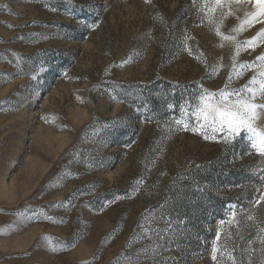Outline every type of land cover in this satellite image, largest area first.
<instances>
[{
    "label": "rangeland",
    "instance_id": "1",
    "mask_svg": "<svg viewBox=\"0 0 264 264\" xmlns=\"http://www.w3.org/2000/svg\"><path fill=\"white\" fill-rule=\"evenodd\" d=\"M202 17L192 0H0V264H217L220 244L264 264V159L176 130L202 90L259 70L238 78Z\"/></svg>",
    "mask_w": 264,
    "mask_h": 264
},
{
    "label": "snow or ice",
    "instance_id": "2",
    "mask_svg": "<svg viewBox=\"0 0 264 264\" xmlns=\"http://www.w3.org/2000/svg\"><path fill=\"white\" fill-rule=\"evenodd\" d=\"M192 2L194 5L199 2V11L203 14L202 18L214 25L216 35L234 45L236 53L232 57L234 61L232 71L236 73L237 77L242 76L246 70H259L241 88L231 87L232 75L230 74L224 88L219 92L202 90L197 97V103L194 105L190 103L187 112L181 106V115L183 117L186 112L187 118L175 121L179 125L176 130L190 131L200 135L206 141L222 142L226 145L234 143L236 139H247L249 154L254 150L264 159V130L257 127L258 121L264 113V55L258 56L256 61L251 63H235V57L239 55L241 50L248 48L254 50L260 43H264V27H261L251 40L241 41L237 39V36L247 28L257 23L264 24V0H192ZM248 5H251L254 10L246 7ZM238 13H242V18L237 15ZM229 16H236L240 23L233 27L229 34H224L221 32L219 24ZM169 107L172 108L173 106L170 105ZM260 201H264V195H260L256 202L259 203ZM237 215L238 213L232 210V219L228 222L237 224L238 233L239 221L235 219ZM248 219L251 220L252 216L249 215ZM259 232L264 233V226L260 227ZM257 239H260L261 243L264 244V236L258 234ZM216 240H221L219 231H217ZM235 250L234 245H214L212 258L217 264H220L217 257L219 251L222 257L226 255L232 264H244L241 257L233 255Z\"/></svg>",
    "mask_w": 264,
    "mask_h": 264
}]
</instances>
